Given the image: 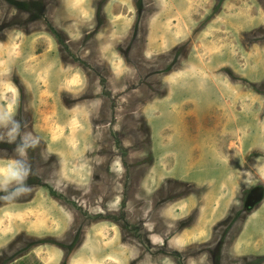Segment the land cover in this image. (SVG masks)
<instances>
[{"label": "rangeland", "instance_id": "rangeland-1", "mask_svg": "<svg viewBox=\"0 0 264 264\" xmlns=\"http://www.w3.org/2000/svg\"><path fill=\"white\" fill-rule=\"evenodd\" d=\"M15 160L0 264H264V0H0Z\"/></svg>", "mask_w": 264, "mask_h": 264}, {"label": "clouds", "instance_id": "clouds-1", "mask_svg": "<svg viewBox=\"0 0 264 264\" xmlns=\"http://www.w3.org/2000/svg\"><path fill=\"white\" fill-rule=\"evenodd\" d=\"M9 121L13 123L12 133H15L19 128L18 122L13 119V116L9 114H5L3 117V122L6 124ZM15 137H13L14 139ZM25 145H23L20 149V155H25ZM29 175V168L25 165L23 160H15L11 164L7 165L5 168L0 169V191H7V188L15 183L22 185L21 187L16 188L13 192L8 195L0 196V199L11 200L15 199L21 194H26L30 191V188L27 186H23L27 177Z\"/></svg>", "mask_w": 264, "mask_h": 264}]
</instances>
